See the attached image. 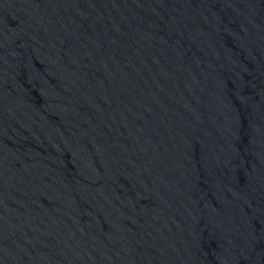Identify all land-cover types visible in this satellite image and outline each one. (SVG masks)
Segmentation results:
<instances>
[{
    "label": "water",
    "instance_id": "water-1",
    "mask_svg": "<svg viewBox=\"0 0 264 264\" xmlns=\"http://www.w3.org/2000/svg\"><path fill=\"white\" fill-rule=\"evenodd\" d=\"M0 264H264V0H0Z\"/></svg>",
    "mask_w": 264,
    "mask_h": 264
}]
</instances>
